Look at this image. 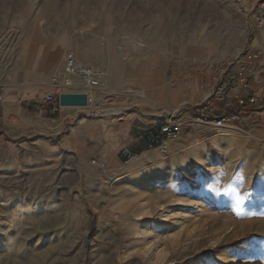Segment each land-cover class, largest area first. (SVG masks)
Segmentation results:
<instances>
[{"label":"rangeland","instance_id":"374dc122","mask_svg":"<svg viewBox=\"0 0 264 264\" xmlns=\"http://www.w3.org/2000/svg\"><path fill=\"white\" fill-rule=\"evenodd\" d=\"M258 1L0 0V63L15 58L32 27L70 49L80 41V56L105 76L99 90L149 100L190 61L242 58ZM236 164H212L204 170L213 174L182 190L169 175L157 184L114 183L98 168H63L52 187L31 193L0 177V264H264V185L249 184ZM26 194L44 206L11 241L12 221L26 222L15 211Z\"/></svg>","mask_w":264,"mask_h":264},{"label":"crops","instance_id":"0c3cea01","mask_svg":"<svg viewBox=\"0 0 264 264\" xmlns=\"http://www.w3.org/2000/svg\"><path fill=\"white\" fill-rule=\"evenodd\" d=\"M27 31L31 38L23 39L15 58L0 63V83L6 85L0 109V177L9 178L16 191L49 189L63 168L77 175H92L91 169L96 168L89 165L91 159L107 165L105 179L114 183L123 177L127 183L157 184L163 175H169L173 185L182 190L193 177L213 174L204 170L212 164L227 167V162L234 161L249 184L264 185V25L252 30L242 56L253 57L256 65L249 88L240 96L254 97L257 102L235 108L238 121L222 129H212L194 119L195 106L207 98L216 81V72L210 68L214 64L205 67L197 61H190L182 70L175 68L170 80L158 87V95L149 100L107 87L94 92L96 100L103 103L94 118L79 116L88 109L76 107H59L53 120L38 117L27 105L44 102L52 92V78L64 77L61 69L68 50L78 63L95 66L80 56V41L70 49L55 34L40 35L32 27ZM89 49L94 52L92 46ZM72 82L67 93L87 94L77 77ZM162 105L174 111L176 120L184 121L178 139L164 154L149 151L145 143L146 132L169 119ZM69 122L73 125L65 135L58 143H51L50 137L60 135ZM123 149L135 153V160L123 163L118 156ZM29 196L16 203L15 211L20 217L24 215L26 222L22 218L12 221L11 241L22 225L33 222L35 209L44 206Z\"/></svg>","mask_w":264,"mask_h":264},{"label":"built area","instance_id":"2783aa9c","mask_svg":"<svg viewBox=\"0 0 264 264\" xmlns=\"http://www.w3.org/2000/svg\"><path fill=\"white\" fill-rule=\"evenodd\" d=\"M249 14V12H247ZM251 22L255 27L264 25V0H259L256 8L251 13ZM255 59L234 58L224 61L218 65H210L216 72V81L207 98L194 108V119L199 123L209 125L212 129H222L234 125L239 119V113L235 108H243L246 104L253 105L257 102L254 97L242 98L240 93L249 88V81L255 72ZM61 73L63 78L55 76L52 78L50 88L52 92L45 97L44 102L27 105L35 115L40 118H50L59 109L58 95L68 94L66 91L74 84L73 77L80 80L81 85L87 91L88 109L80 116L87 119L97 116L98 103L94 92L99 90L105 81V76L100 71L87 65L78 63L73 53H67L64 58ZM6 85L0 83V109L3 104ZM138 96L144 98V93ZM168 112L169 119L158 128L149 130L145 134V143L149 151L164 154L168 151L171 143L179 137L184 121L176 120L174 111L170 107L162 106ZM119 159L128 163L136 158V154L123 149L119 153ZM89 165L99 170H105L107 165L99 163L95 159L89 161Z\"/></svg>","mask_w":264,"mask_h":264},{"label":"water","instance_id":"95a60500","mask_svg":"<svg viewBox=\"0 0 264 264\" xmlns=\"http://www.w3.org/2000/svg\"><path fill=\"white\" fill-rule=\"evenodd\" d=\"M59 107L84 108L87 106V97L85 94H60L58 95Z\"/></svg>","mask_w":264,"mask_h":264},{"label":"bare ground","instance_id":"6f19581e","mask_svg":"<svg viewBox=\"0 0 264 264\" xmlns=\"http://www.w3.org/2000/svg\"><path fill=\"white\" fill-rule=\"evenodd\" d=\"M30 36H31V35H30ZM28 38L30 39V37H28ZM118 180H120V179H118ZM118 180H117V181H118Z\"/></svg>","mask_w":264,"mask_h":264}]
</instances>
